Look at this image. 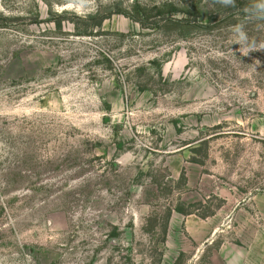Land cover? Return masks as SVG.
Returning <instances> with one entry per match:
<instances>
[{"label": "rangeland", "instance_id": "obj_1", "mask_svg": "<svg viewBox=\"0 0 264 264\" xmlns=\"http://www.w3.org/2000/svg\"><path fill=\"white\" fill-rule=\"evenodd\" d=\"M262 5L0 0V264H264Z\"/></svg>", "mask_w": 264, "mask_h": 264}, {"label": "clouds", "instance_id": "obj_2", "mask_svg": "<svg viewBox=\"0 0 264 264\" xmlns=\"http://www.w3.org/2000/svg\"><path fill=\"white\" fill-rule=\"evenodd\" d=\"M221 2L227 5V4H233L234 0H221ZM261 7L264 8V5H262ZM261 47H264V45H262Z\"/></svg>", "mask_w": 264, "mask_h": 264}]
</instances>
